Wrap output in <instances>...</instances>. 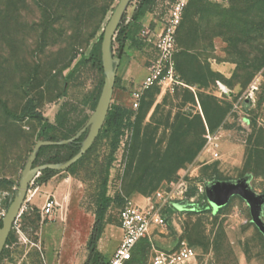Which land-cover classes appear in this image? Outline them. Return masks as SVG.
Masks as SVG:
<instances>
[{"label":"rangeland","instance_id":"374dc122","mask_svg":"<svg viewBox=\"0 0 264 264\" xmlns=\"http://www.w3.org/2000/svg\"><path fill=\"white\" fill-rule=\"evenodd\" d=\"M118 1L0 0V192H14L7 182H18L37 141L36 122L22 115L29 102L50 122L66 114L68 128L85 125L93 113L103 74L89 54ZM170 1L156 0L146 14L150 30L163 24ZM263 3L190 0L175 41L172 81L139 87L157 62L154 38L136 43L138 60H124L119 71L136 64L142 77L122 85L116 73L111 104L129 115L109 170L107 195L114 202L106 220L119 227L126 201L160 209L165 219L140 239L128 264H148L153 247L175 249L181 241L195 250L193 264H264ZM132 11L130 3L126 21ZM133 93L140 94L136 111ZM206 128L218 137L217 160L204 149ZM108 143L100 139L73 174L57 176H71L78 193L61 201L57 223L25 227L29 243L13 248L10 264H69V254L85 263ZM179 180L184 192L161 207L156 193ZM115 245L110 239L109 247Z\"/></svg>","mask_w":264,"mask_h":264},{"label":"trees","instance_id":"16d2710c","mask_svg":"<svg viewBox=\"0 0 264 264\" xmlns=\"http://www.w3.org/2000/svg\"><path fill=\"white\" fill-rule=\"evenodd\" d=\"M131 3H133V11L127 21H126V15L124 14L112 41V51L115 52V56L119 58L120 61L124 55L125 48L127 46L133 47L136 45V43L139 42V40H137V34L142 29L141 22L145 17V15L148 12H150L152 8L155 6L156 0H132ZM186 8L182 16V21L184 18V14L186 12ZM263 8H264V3H263ZM180 26L178 27V30ZM177 33H176V37H177ZM102 34L100 35L97 42L93 45L88 59L90 65L95 69H97L101 74H102V69H101L100 44L102 40ZM75 70H72L68 74L67 78H70ZM102 79L100 81V90L103 84ZM118 82L119 80L116 76L114 88L116 87V84ZM65 93H66V89L63 91L61 97L64 96ZM99 93L92 103V110H94L97 104ZM128 113L129 112L127 111V109L124 108L123 106L118 104H110L104 124L92 146L70 168H68L66 171H63L64 173L73 174L76 168L78 167V165L82 164V162L92 154L100 139L104 138L109 141L108 153L106 154L102 165H100V172L98 176L99 184L97 187V194L94 199L93 214L95 218L87 242L88 255L84 264H106L103 257L97 250V243L101 237L102 231L105 226L104 218L106 211L109 208V206L114 202V200L107 195L109 170L113 162V156L116 151L117 140L121 130V126L123 122L126 120V117L129 115ZM22 115L25 118L31 119L36 122L38 128L37 140L60 141V140L71 139L81 130V128L85 123V121L84 122L81 121L75 124L74 126L68 128L67 127L68 117L66 114L62 113L61 111L56 114L53 122H50L46 118H44L40 112L36 111L32 102H29L23 108ZM58 133H60V135H58ZM83 137L84 134H82L77 140L67 145H51V146L41 147L36 155L33 166H40L43 164H59L68 161L78 152L80 148V142L83 139ZM63 172L43 170L39 174V176L34 180V183L37 186L43 185L52 176ZM7 183L12 184L15 187L17 186V182H7ZM39 220L40 217L37 209L33 208L30 211H25L21 214V221L24 227L31 225L33 228H36V226L39 224ZM12 241H13V235L12 232H10L6 243H10ZM133 253H134V249L132 251L131 259L130 261L127 262V264L131 262L133 258ZM8 255L9 252L3 248L0 254L1 264H3L4 258L8 257Z\"/></svg>","mask_w":264,"mask_h":264},{"label":"built area","instance_id":"2783aa9c","mask_svg":"<svg viewBox=\"0 0 264 264\" xmlns=\"http://www.w3.org/2000/svg\"><path fill=\"white\" fill-rule=\"evenodd\" d=\"M189 1L190 0H171L168 2L167 17L160 28V32L155 36L153 43L156 51L157 62L153 63L148 68L144 79L139 85L140 89H148L166 80L172 81V78L174 77V63L172 58L175 48L176 33L181 24L184 10ZM151 35L152 33L148 28H142L137 34V40L143 42L145 39H148L149 41V37ZM139 101L140 94L133 93V102L130 107L131 111H136L138 109ZM218 146V137L206 130L204 149L214 160L219 159V153L217 151ZM34 180L29 185L24 203L12 225L11 232L13 235V241L5 243L3 247L9 252V254L16 245H26L29 243L24 231L25 227L21 221V214L28 209L26 206L27 202L30 201V198L38 190V187H35L33 190L31 189V186L34 184ZM183 185V182L179 180L175 185L170 186L167 191L164 190L157 192L156 201L161 207L164 206L168 203V201L182 195L184 192ZM15 190L16 187H13L12 191L14 192L11 194L7 192H0V223L13 199ZM56 208L57 204L54 197L51 195L47 196L40 209L39 215L41 225L44 221L52 219ZM118 219L119 228L122 232L121 241L114 254L108 262H106V264H127V262L131 259L134 247L140 239L148 236L152 227H163L165 224V219L161 216L160 209H155L153 206L140 208L130 201L125 202L119 212ZM38 244H40L39 241L37 244L31 243V246L38 248ZM195 259V250L187 244L186 241H181L175 249L163 250L155 249L153 247L152 256L148 264H193ZM8 260L9 258L5 257L3 264H10Z\"/></svg>","mask_w":264,"mask_h":264},{"label":"water","instance_id":"95a60500","mask_svg":"<svg viewBox=\"0 0 264 264\" xmlns=\"http://www.w3.org/2000/svg\"><path fill=\"white\" fill-rule=\"evenodd\" d=\"M131 2L132 0H119L103 30L100 44L103 85L96 107L86 124L73 138L68 140H37L30 155L28 156L17 182L13 199L0 223V254L11 232L12 225L24 203L30 183L38 177L43 170H52L56 172L66 171L86 153L97 138L111 104L116 73L120 64V59L117 58L112 51V41ZM82 134H84V137L80 142L78 152L68 161L59 164H43L40 166H33L36 155L41 147L51 145H67L77 140Z\"/></svg>","mask_w":264,"mask_h":264},{"label":"crops","instance_id":"0c3cea01","mask_svg":"<svg viewBox=\"0 0 264 264\" xmlns=\"http://www.w3.org/2000/svg\"><path fill=\"white\" fill-rule=\"evenodd\" d=\"M146 16L147 15H145V17L143 18L141 24H142V28L149 29V21H148V24L144 23L147 18ZM166 17H167V13H166ZM161 27H162V24L158 23V25L156 24L153 30L149 29V31L152 33L149 39L151 38L155 39V36L160 32ZM129 48L130 50H127V51L125 50V53L123 57L121 58L119 67L117 69V75L118 77H120L122 85L128 84V82L131 81V79H138L142 77L143 75V73H139V70L136 64H132L130 68L125 72L124 75H119V71L123 66L124 60H138L137 52L133 50L132 47H129ZM206 130H208V128H206ZM58 175L59 174L52 176L45 184L39 186L37 192L30 198V201H28L26 204L28 208L26 211H30L31 209L34 208V209H37L38 213L40 214V209L44 203L45 198L49 195L53 196L57 204V208L54 212V215L52 216V219L48 221L49 223L58 222L57 219H60L62 210L64 208L63 206L64 203L62 204L61 201L64 199L66 203H68L69 201H71L74 194H77L79 190L78 189L79 183H77V181H75L71 176L64 177L56 181V178ZM48 222L44 221L45 224ZM104 222H105V226L102 231L101 237L97 243V250L103 258H104V255H106L107 258L110 259L120 244L122 232L119 227L111 225L110 222L106 220V217L104 218ZM39 224H40V220H39ZM146 237H149V236H146ZM110 239H116V245L113 247V249L109 247ZM70 255L71 254H69L71 262L69 264H77L73 262L74 260L71 258ZM56 263L61 264L59 260ZM52 264L54 263L52 262Z\"/></svg>","mask_w":264,"mask_h":264},{"label":"bare ground","instance_id":"6f19581e","mask_svg":"<svg viewBox=\"0 0 264 264\" xmlns=\"http://www.w3.org/2000/svg\"><path fill=\"white\" fill-rule=\"evenodd\" d=\"M223 92V91H222ZM224 93V92H223Z\"/></svg>","mask_w":264,"mask_h":264}]
</instances>
